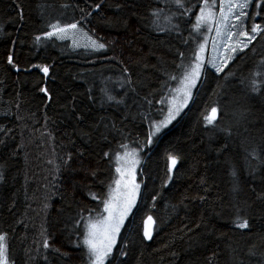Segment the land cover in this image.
Returning <instances> with one entry per match:
<instances>
[{
	"label": "trees",
	"instance_id": "1",
	"mask_svg": "<svg viewBox=\"0 0 264 264\" xmlns=\"http://www.w3.org/2000/svg\"><path fill=\"white\" fill-rule=\"evenodd\" d=\"M204 2L185 16L174 0H0L9 264L86 262L82 237L113 184L114 154L148 139L185 71L182 32L197 28ZM248 8L254 38L221 71H202L188 107L143 150L139 201L106 264H264V0ZM70 24L105 47L46 35Z\"/></svg>",
	"mask_w": 264,
	"mask_h": 264
},
{
	"label": "rangeland",
	"instance_id": "2",
	"mask_svg": "<svg viewBox=\"0 0 264 264\" xmlns=\"http://www.w3.org/2000/svg\"><path fill=\"white\" fill-rule=\"evenodd\" d=\"M251 1L252 0H247L248 7ZM243 2L244 0H215V5L211 6L212 0H208V5L211 6L208 10L211 12V15L208 17L207 21H198V17L202 14L201 9L206 7L204 2L199 14L196 17V27L198 23L199 27L196 29L194 26L191 28H186V30L182 32L184 37L182 43L186 45V50L183 53V62L181 64L183 70L185 71L183 73L182 79L174 86L170 87L164 105L156 110L158 117L155 118L154 122L151 124L150 133L155 132V127L161 124V122L167 121L166 124L160 128V131L172 125L182 114V112L188 107L192 99L193 92L196 89V85H198L202 71L208 67L215 68L216 70L226 67L228 63L235 57V55L250 42L251 37L253 36L252 28L254 23H251L248 18L249 8L247 7L243 9L246 15L242 16L240 20L236 19V16L239 15L241 11L240 8H234L231 13H229L227 10L228 3ZM191 3L192 0H181V3L178 4L176 3V0H174V5L180 10L183 9V15L185 16L188 15L187 10L191 6ZM222 13L228 17L226 21L222 19ZM76 25V29L69 28V25L60 27L66 29V33L63 34V39L69 40L70 43L75 47H84L96 52L102 50L92 46L93 41H95L97 44L102 42L93 37L83 26L79 24ZM174 25L177 26L176 23H174ZM180 26L183 25L180 24ZM217 29H219V32ZM52 31L53 29L49 32ZM245 32L248 33L247 36L241 35V33ZM53 36L61 38L60 34ZM195 36L198 37V49L196 54L192 55V48L188 49V47H192V41ZM201 45H203V50H201ZM233 49L236 50L233 51ZM197 63L200 65L198 69L199 75H193L189 80L186 81L185 76L189 73H192L193 68L197 65ZM170 112L174 115V118L168 121L167 118L169 117ZM221 124L222 123L220 122L219 125ZM159 132H155L154 135L149 134L148 139H146V141L143 143L141 142L139 145H124L121 150L115 152V176L113 184L108 191V195L105 203H103L101 212L94 214V216L88 220L85 226V231L82 237V245L86 251V262L84 264H93L94 260V257H92L89 253L87 245L83 243L87 236V228L90 222L95 223L98 220L107 218L105 220V226H115L117 218L122 217V223L119 224V231L114 234L115 243L112 245L111 252L104 259V264L107 263L110 256L115 251L119 243L120 236L139 201L142 188V184L139 179V173L141 172L142 168V152L146 147H149L151 144H153L154 139ZM117 168H120L121 171L117 172ZM117 180L120 181L119 186L116 184ZM136 185L139 187L137 188ZM113 190L117 191L114 193ZM113 196H115V199H113ZM109 200H112L111 207L109 211H105V204ZM126 208L127 211L125 212ZM6 264H9L7 256Z\"/></svg>",
	"mask_w": 264,
	"mask_h": 264
},
{
	"label": "snow or ice",
	"instance_id": "3",
	"mask_svg": "<svg viewBox=\"0 0 264 264\" xmlns=\"http://www.w3.org/2000/svg\"><path fill=\"white\" fill-rule=\"evenodd\" d=\"M176 3H181V0H176ZM205 5L206 7L201 9V16L198 17V21L200 22H206L208 17L211 15V12L208 10L211 6L215 5V0H212V5L209 6L208 5V0H205ZM97 7H99V5H97ZM223 7V6H222ZM240 8L241 11L239 13V15L236 16L237 20H240V18L244 15H246V13L243 11V9L248 7V2L247 0H244L243 3H228L227 6V10L229 13H231L233 11L234 8ZM222 19L223 20H227L228 17L223 15L222 13ZM53 31L47 33L46 35L51 37L53 35H57L60 34L61 38H63V34L66 33V29L65 28H60L57 25H53ZM69 28L72 29H76L77 25L76 24H71L68 26ZM197 27H199V23L197 24ZM259 26H253L252 28V32L255 33L258 31ZM217 31L219 32V29H217ZM241 35H245L247 36L248 33H241ZM254 38V37H252ZM37 39H39V37H37ZM92 46L97 48V49H103L105 47L104 44L100 43L97 44L95 41L92 42ZM247 45H245L246 47ZM201 50H203V45H201ZM236 49H233V51H235ZM9 62L11 63V57L9 58ZM200 65L199 63H197V65L193 68L192 73H189L185 76V80H189L193 75L198 76L199 75V69ZM222 69H217V71H221ZM43 71L45 73H47L48 69L47 67L43 68ZM194 83V81H193ZM178 111V110H177ZM216 112L217 109L213 108L211 110V115L206 116L205 119L206 121L211 124L213 123V121L216 119ZM174 118V115L170 112L169 117L167 118L168 121H170L171 119ZM167 121L165 122H161V124L157 125L155 127V132H159L160 128L162 126H164L166 124ZM155 132L150 133V135H154ZM119 159V158H118ZM176 164V158H172V165L175 166ZM121 169L117 168V172H120ZM122 174V173H121ZM117 186L120 185V181L117 180L116 181ZM136 187L138 188L139 186L136 185ZM114 193L117 190H113ZM113 199H115V196H113ZM112 204V200H109L108 202H106L105 204V211H109L110 207ZM127 211V208L125 209V212ZM105 219H101L98 220L95 223L90 222L87 228V236L85 238V240L83 241V243L85 245H87L89 253L92 257H94L93 260V264H104V259L108 256V254L111 252L112 250V245L115 243V233L119 231V224L122 223V217L117 218L115 226H105ZM149 220H151V217H149ZM238 227L240 228H247L248 227V222L247 220H244L243 222L238 224ZM145 236L148 237L149 239L151 238V233L149 230H145ZM47 242H45V247H47ZM6 243H5V236L4 235H0V264H6Z\"/></svg>",
	"mask_w": 264,
	"mask_h": 264
},
{
	"label": "water",
	"instance_id": "4",
	"mask_svg": "<svg viewBox=\"0 0 264 264\" xmlns=\"http://www.w3.org/2000/svg\"><path fill=\"white\" fill-rule=\"evenodd\" d=\"M216 118L218 117V110L216 112ZM171 167L174 168V166L172 165V161H171ZM149 217H151V220H149ZM154 218L152 216H148L147 218H145L144 222H143V233H144V236H145V230H149L150 233H151V238L153 236V232H154ZM145 238L147 240H150L148 237L145 236Z\"/></svg>",
	"mask_w": 264,
	"mask_h": 264
}]
</instances>
